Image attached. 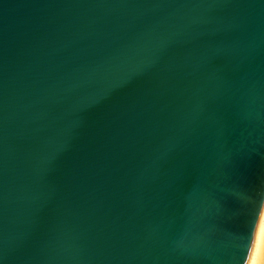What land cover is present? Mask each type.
<instances>
[{
    "label": "water",
    "instance_id": "water-1",
    "mask_svg": "<svg viewBox=\"0 0 264 264\" xmlns=\"http://www.w3.org/2000/svg\"><path fill=\"white\" fill-rule=\"evenodd\" d=\"M264 215V0H0V264H247Z\"/></svg>",
    "mask_w": 264,
    "mask_h": 264
},
{
    "label": "bare ground",
    "instance_id": "bare-ground-1",
    "mask_svg": "<svg viewBox=\"0 0 264 264\" xmlns=\"http://www.w3.org/2000/svg\"><path fill=\"white\" fill-rule=\"evenodd\" d=\"M247 264H264V215L258 228Z\"/></svg>",
    "mask_w": 264,
    "mask_h": 264
}]
</instances>
